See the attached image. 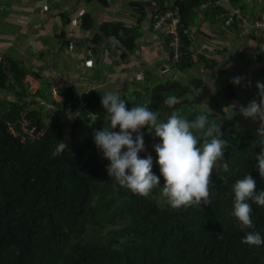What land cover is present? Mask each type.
<instances>
[{
	"label": "trees",
	"instance_id": "16d2710c",
	"mask_svg": "<svg viewBox=\"0 0 264 264\" xmlns=\"http://www.w3.org/2000/svg\"><path fill=\"white\" fill-rule=\"evenodd\" d=\"M246 5L244 0L173 1L165 11L173 10L180 18V50L176 58L172 45L170 61L184 71L193 61L212 67L214 60L204 54L193 57L190 29L199 18L197 9L205 6L204 17L210 23L225 27L231 21L236 28L238 12L233 10L241 14ZM86 17H81L82 24ZM70 23L65 19L62 25ZM167 38L174 42L171 35ZM25 65L0 50V91L11 96L0 99V264H264V245L242 243L248 231L264 237V207L252 205L254 229L241 230L231 215V188L237 179L250 173L256 190L264 189L255 160L261 147L252 146L257 134L222 117V105L208 102V111L199 108L200 77L194 74L186 84L175 80L144 89L150 98L147 106L159 112L161 121L174 110L190 120L203 111L210 121L221 124L222 139L228 141L224 158L229 171H223V162L212 170L211 204L173 210L162 195L164 178L153 147L161 140L151 129H141L150 144L139 156L152 155L161 186L144 197L108 175L110 161L94 143V131L109 126L101 103L105 92L78 93L61 79L48 83L40 69ZM133 94L135 100L121 96L129 110L143 105V95ZM170 95L180 100L174 108L164 103ZM219 102L224 104L221 98ZM70 109L78 111L66 124L69 132L64 140ZM214 109L217 115L212 116ZM119 130V126L113 129ZM59 140L67 147L54 155Z\"/></svg>",
	"mask_w": 264,
	"mask_h": 264
},
{
	"label": "crops",
	"instance_id": "0c3cea01",
	"mask_svg": "<svg viewBox=\"0 0 264 264\" xmlns=\"http://www.w3.org/2000/svg\"><path fill=\"white\" fill-rule=\"evenodd\" d=\"M173 1L175 0H26L22 2L25 8L22 9L25 10L22 11L24 12L23 17L13 18L12 20L16 23L10 21H7V23L15 27L17 25L20 28L18 31L26 34L39 48L43 46V41L51 39L53 42L52 53L59 56L62 54L59 48L60 50H67L73 47L74 53L72 55L74 58L76 56L75 52H77L75 49L84 48L92 51V56L95 59L94 66H101L103 70L106 69L102 72L100 79L95 78L98 82H110L115 75L111 70L122 73L118 76V80L122 78L132 79L128 76L131 70H136L135 73L147 70L143 72L146 76L149 71H152V73L157 74V77L166 78L167 83L181 80L185 84L195 74L202 81L198 92L202 102L203 98L207 96L209 102L222 105V115L227 111L229 115L227 118L234 122L249 119L240 114L239 107L241 105L247 106L253 99H259L258 90L250 92V95H246L244 99H241L229 88L223 89L219 83V87H216L218 90L216 94L214 93L217 90L214 93L209 91L205 96H203V93L207 83L217 80L223 71L231 76V70L239 64L236 57L240 55L238 48L244 47L246 44H248L246 46L248 48H244L254 55L252 58L254 57L253 60H255L258 73L264 70V63L262 62L264 59V32H256L253 23L248 22L251 21L249 15L244 14L245 12L240 15L238 10H233V13L238 12L235 17L237 19L236 28L232 27L231 21H227L225 27L210 23L209 19L204 17L205 6H201L197 9L199 18L190 29V36L194 40L191 49L194 51V58L197 54L202 53L214 60L215 64L207 68L203 64L193 61L189 67L187 66L186 71L180 70L173 61H169L174 43H171V40H168L169 42L166 40L168 39L167 34L155 32L153 28L154 19L162 9L164 11L166 8L170 9V4ZM12 2H15V0H10V9L12 8ZM76 15L78 23L75 26L71 20ZM83 15L89 17H86L82 24L81 17ZM65 19L71 22L66 27L62 25ZM256 19L259 18L256 17L254 20ZM19 24L23 26H18ZM84 24L89 27L80 28V25L83 27ZM93 40H95V43H92ZM65 42L69 44L68 47L62 46ZM252 48L255 50L258 48L259 51ZM174 50L177 58L180 42L178 49L174 46ZM33 52L34 50L30 49L23 53L34 55ZM258 52H262V55L256 56ZM11 55H14L15 59L23 60L25 66L32 67L25 56L21 54ZM71 59L74 60L72 57ZM87 59H92V57H87ZM113 65L117 66V69L113 68ZM134 80L135 78L132 79V84H124L129 89L126 94L128 93L131 98L137 97V94H133L138 88L134 84ZM212 98L214 100L210 101ZM220 98L224 101V104H220ZM232 105H235V107ZM230 112L237 113V118ZM213 113L217 115V110L214 109Z\"/></svg>",
	"mask_w": 264,
	"mask_h": 264
},
{
	"label": "clouds",
	"instance_id": "9594fccd",
	"mask_svg": "<svg viewBox=\"0 0 264 264\" xmlns=\"http://www.w3.org/2000/svg\"><path fill=\"white\" fill-rule=\"evenodd\" d=\"M241 81L242 77H234L232 83L240 85ZM256 87L259 99L251 100L247 106L241 105L239 112L245 118L260 122L256 130L258 139L252 142V146L254 148L259 144L261 147L255 160L259 174L264 178V82L257 81ZM101 103L109 126L94 131V143L103 157L110 161L107 172L111 178L121 187L144 197L161 186L160 176L153 172L152 155L148 154L146 158L139 156L140 152L145 151L141 129L147 127L161 140L153 147L158 157L156 162L160 175L164 178L162 195L170 207L179 210L201 206L202 203L211 204L212 170L223 162V171H229V163L224 158L228 141L222 139L221 124L210 121L203 111L190 120L181 111L174 110L166 121H161L158 111L150 110L147 105H134L129 110L126 101L110 91L102 94ZM164 103L174 108L180 100L170 95ZM117 126L120 130L113 131ZM133 133H137L135 138ZM66 147L67 144L59 140L53 154L61 155ZM231 191L234 193L231 215L238 220L241 230L254 229L252 205L264 207V189L257 191L256 180L248 173L235 181ZM242 243L259 247L264 245V237L259 232L248 231Z\"/></svg>",
	"mask_w": 264,
	"mask_h": 264
},
{
	"label": "rangeland",
	"instance_id": "374dc122",
	"mask_svg": "<svg viewBox=\"0 0 264 264\" xmlns=\"http://www.w3.org/2000/svg\"><path fill=\"white\" fill-rule=\"evenodd\" d=\"M24 1L26 0H20V2L19 0H15V2H12V8L10 9V0H0V50L4 49L6 52H9L11 54L23 55L24 51H29L30 49H33L34 55L26 53L23 56L26 57L27 62L32 65L33 69L41 70L43 78L46 82L52 83L53 81H55V79H61L62 81L67 82L69 86L71 84V86L78 93L86 92L91 89H100L105 93L110 91L115 94H118L119 96H127L129 99L135 100L134 97L130 98V95L128 93L126 94L127 91L129 92V89L124 86V84H132V79L135 78L133 82L138 87L136 91H138L139 94L143 95V105H147V103L150 101L149 96L144 92L143 88L153 89L157 86L158 83L160 84L167 82L166 78L157 77V74L152 73V71L149 70V74L147 76L143 73L147 70H141L143 72L137 73H135L136 70H131L128 74L129 77H132V79L130 80L127 78H122L121 80H118V76H120L122 73L120 71L111 70L112 73L115 75L113 76V79L110 82L105 83L103 81H96L95 77L99 75L101 76L102 72L106 71V69L103 70L101 66H94L95 59L92 56V51L86 50L84 48L75 49L77 52H75L76 56L74 58L72 55L74 53L73 47H71L73 50L70 48L67 50H60L59 48V51L62 52V54H60L59 56L55 53H52L53 42L51 39L43 41V46L39 48V46H35L32 39H30L26 34L20 33L18 31V29L20 28H18L17 25L15 27L12 26V24L7 23V21H10L11 23H16L12 20L13 18L18 19V17H23L24 12L22 11L25 10H22L24 8L22 2ZM244 3L248 5H246L245 11H242L240 15H243L244 12V14H248L249 20H251L248 22L254 23V19L256 17L261 18V20H264V0H244ZM76 18L77 15L74 19H72L73 24L75 26L78 23ZM18 26L23 25L19 24ZM246 46H248V44L244 46L245 48H248ZM244 47L241 46L238 48L240 55L236 57L239 60V64L231 70V76L225 71H223L222 74L218 76L217 80L209 81L207 83L203 96L207 95L209 91H212V93H214L217 90L216 87H219V83L221 84L223 89L229 88V90L233 91L234 94H237V97L241 99H244V96L246 95H250V92L258 90V88L256 87V82H264V70L258 73L255 67V60H253L254 57L252 58V56L254 55L251 54V51L246 50ZM254 48L252 49L255 50ZM257 49L255 51H259V49ZM258 55H262V52H258L256 56ZM53 56H56L58 59L55 58L52 60ZM71 57L74 60H72ZM87 57H92V59H87ZM59 59L61 60L59 61ZM262 62L264 63V59L262 60ZM227 67H229V65H227ZM113 68L117 69V66L113 65ZM243 74L249 75L244 76ZM234 77H242L240 85L232 83ZM249 82L251 86H249ZM217 92L218 90L214 94H216ZM242 92L244 93L241 94ZM9 98H11V96L8 93H3L0 91V99ZM208 102V98L207 96H205L203 98V102L201 103L202 105H200L199 108L208 111ZM68 112L69 119L63 125L64 140H67L69 132V126H67L66 124H69L70 120L74 116L73 114L77 111L76 109H70ZM227 113L228 112L226 111V113L222 115V117L227 118V116H229ZM230 113L237 118V113ZM211 115L214 116V113ZM235 124L237 125L236 128L252 129L255 133L260 126L259 121H254L250 118L246 120L241 119L239 121H236ZM144 141L145 146L150 144L146 141V139H144Z\"/></svg>",
	"mask_w": 264,
	"mask_h": 264
},
{
	"label": "built area",
	"instance_id": "2783aa9c",
	"mask_svg": "<svg viewBox=\"0 0 264 264\" xmlns=\"http://www.w3.org/2000/svg\"><path fill=\"white\" fill-rule=\"evenodd\" d=\"M179 25L180 18L173 10H167L163 14H159L156 18V22L153 25L155 32L165 33L168 36L171 35L174 39V46L176 49L179 47ZM253 27L256 31L264 32V20L257 19L254 21Z\"/></svg>",
	"mask_w": 264,
	"mask_h": 264
}]
</instances>
